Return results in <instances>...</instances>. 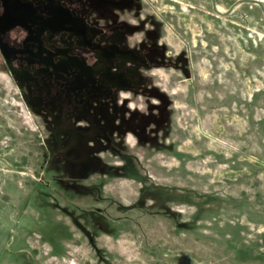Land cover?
<instances>
[{
  "label": "rangeland",
  "instance_id": "obj_1",
  "mask_svg": "<svg viewBox=\"0 0 264 264\" xmlns=\"http://www.w3.org/2000/svg\"><path fill=\"white\" fill-rule=\"evenodd\" d=\"M98 10L112 47L78 50L79 101L0 59V264H264L260 8Z\"/></svg>",
  "mask_w": 264,
  "mask_h": 264
},
{
  "label": "flooded vegetation",
  "instance_id": "obj_2",
  "mask_svg": "<svg viewBox=\"0 0 264 264\" xmlns=\"http://www.w3.org/2000/svg\"><path fill=\"white\" fill-rule=\"evenodd\" d=\"M79 4L87 7L85 15L75 9ZM101 4L105 0H0V59L17 82L30 85L29 95L57 89L78 100V50L108 57L105 49L112 47L97 41L98 25L87 20L88 13L102 14ZM56 75L70 76V82Z\"/></svg>",
  "mask_w": 264,
  "mask_h": 264
},
{
  "label": "water",
  "instance_id": "obj_3",
  "mask_svg": "<svg viewBox=\"0 0 264 264\" xmlns=\"http://www.w3.org/2000/svg\"><path fill=\"white\" fill-rule=\"evenodd\" d=\"M210 1H211V5H212V10L218 15H227V14H229L233 10V8L235 6H237V5H239V4H254V5H257L260 8L261 13H262V15L264 17V5L259 0H239L226 12H221V11H219L217 9L215 0H210Z\"/></svg>",
  "mask_w": 264,
  "mask_h": 264
},
{
  "label": "bare ground",
  "instance_id": "obj_4",
  "mask_svg": "<svg viewBox=\"0 0 264 264\" xmlns=\"http://www.w3.org/2000/svg\"><path fill=\"white\" fill-rule=\"evenodd\" d=\"M217 9L219 10V11H222L221 9H220V7L219 6H217ZM223 12V11H222Z\"/></svg>",
  "mask_w": 264,
  "mask_h": 264
}]
</instances>
